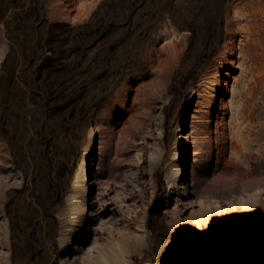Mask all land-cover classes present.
<instances>
[{"label":"rangeland","instance_id":"374dc122","mask_svg":"<svg viewBox=\"0 0 264 264\" xmlns=\"http://www.w3.org/2000/svg\"><path fill=\"white\" fill-rule=\"evenodd\" d=\"M263 222L264 0H0V264ZM173 264H264V233Z\"/></svg>","mask_w":264,"mask_h":264},{"label":"bare ground","instance_id":"6f19581e","mask_svg":"<svg viewBox=\"0 0 264 264\" xmlns=\"http://www.w3.org/2000/svg\"><path fill=\"white\" fill-rule=\"evenodd\" d=\"M241 174H245V173H241ZM236 176L238 177L239 175ZM240 177L244 184L253 181H258L260 179L259 174L257 172L250 173L248 175L240 176ZM174 225H177L178 228L181 229V224H179V221H177L176 218L170 221V226H174ZM136 238L137 236L133 233V231L123 230L122 234L116 236V241L114 243L115 245H111L110 243L107 247L104 246L94 251L92 256L89 257V259L85 261L84 264H124L126 253L134 252L140 248V246H137V244L135 243L137 241Z\"/></svg>","mask_w":264,"mask_h":264},{"label":"water","instance_id":"95a60500","mask_svg":"<svg viewBox=\"0 0 264 264\" xmlns=\"http://www.w3.org/2000/svg\"><path fill=\"white\" fill-rule=\"evenodd\" d=\"M259 233H264V222L258 225H254L250 229L244 231H239L235 233H222L202 238L191 245H185L178 249L167 252L164 258L157 262L145 261L142 264H173L177 259L185 256L186 254H188L189 251L197 249L200 246H205L209 243L223 244L230 242H238L245 239H249Z\"/></svg>","mask_w":264,"mask_h":264}]
</instances>
